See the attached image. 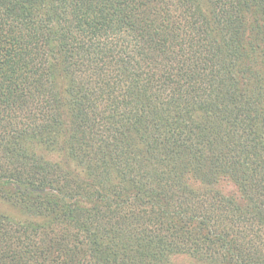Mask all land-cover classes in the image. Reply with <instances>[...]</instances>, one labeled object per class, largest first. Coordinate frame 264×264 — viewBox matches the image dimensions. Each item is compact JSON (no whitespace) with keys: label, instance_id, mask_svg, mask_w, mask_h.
<instances>
[{"label":"trees","instance_id":"obj_1","mask_svg":"<svg viewBox=\"0 0 264 264\" xmlns=\"http://www.w3.org/2000/svg\"><path fill=\"white\" fill-rule=\"evenodd\" d=\"M264 264V0H0V264Z\"/></svg>","mask_w":264,"mask_h":264},{"label":"rangeland","instance_id":"obj_2","mask_svg":"<svg viewBox=\"0 0 264 264\" xmlns=\"http://www.w3.org/2000/svg\"><path fill=\"white\" fill-rule=\"evenodd\" d=\"M174 262L176 264H190V260L186 256H178L176 259H174Z\"/></svg>","mask_w":264,"mask_h":264}]
</instances>
